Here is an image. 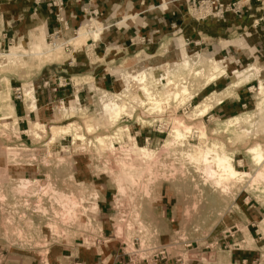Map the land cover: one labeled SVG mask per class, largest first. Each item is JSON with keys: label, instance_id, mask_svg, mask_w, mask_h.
<instances>
[{"label": "rangeland", "instance_id": "rangeland-1", "mask_svg": "<svg viewBox=\"0 0 264 264\" xmlns=\"http://www.w3.org/2000/svg\"><path fill=\"white\" fill-rule=\"evenodd\" d=\"M99 16L69 39L43 40L31 18L0 38V264H207L214 252L264 264V19L222 52L172 39L151 52L140 37L132 63L102 72L105 89L59 70L99 36ZM214 153L241 175L219 179Z\"/></svg>", "mask_w": 264, "mask_h": 264}, {"label": "crops", "instance_id": "crops-1", "mask_svg": "<svg viewBox=\"0 0 264 264\" xmlns=\"http://www.w3.org/2000/svg\"><path fill=\"white\" fill-rule=\"evenodd\" d=\"M52 1L55 0H0L2 42L13 39L14 31H19V27L24 25L27 18L37 23V36L41 33L43 40L55 36L56 33L61 39H69L85 15L91 19L92 16L95 18L100 15L97 20L103 23L104 29L98 39L93 41L87 36V49L81 54H73L70 61L60 65L59 70L65 75H78L84 70L105 89L114 88L115 81L110 79L109 75L102 78V72L115 64L132 63L139 53V47H142L137 43L140 37L150 39V47H143V50L149 49L151 52L155 45L160 48L163 43L168 44L165 41L170 39L173 43L182 42L184 50L187 42L188 46H213L222 52L233 48L229 44H235V38L239 37V34L260 32V29L252 30V24L256 23V19L260 21L259 17L264 19V13L263 16L256 14L257 6L252 5V0H220L222 4H235L239 7L240 15L226 13L222 20L205 21L192 18L186 10V0H60V8L52 7ZM261 8L264 10V5L261 7L260 4L259 9ZM219 41H223L221 45ZM170 52H173L174 56L177 55L176 47L171 48ZM150 56L151 61L157 58L154 53ZM134 65L136 63L130 66ZM64 91H58L57 94L62 93L63 96ZM19 114L20 118L24 117L22 110ZM213 258V262L207 264L240 263L236 253L225 256L214 252ZM163 264L174 263L170 261Z\"/></svg>", "mask_w": 264, "mask_h": 264}, {"label": "bare ground", "instance_id": "bare-ground-1", "mask_svg": "<svg viewBox=\"0 0 264 264\" xmlns=\"http://www.w3.org/2000/svg\"><path fill=\"white\" fill-rule=\"evenodd\" d=\"M99 31L100 30L97 29L95 32L92 33V34H94V40L93 41L97 40V36H98ZM32 55L37 57V56L41 55V53L40 52H34ZM186 65H187V63H186ZM259 90L262 91V93L264 92V88L262 86H260ZM180 93L184 94L185 93L184 89H182ZM27 110H28L27 112L33 110V103L27 108ZM104 111H106L107 113H110V114H108V116L111 115V113H113L112 115H114V118H116L118 116L117 113H119L121 111V107H119V106H117L115 104H109V105H107V106L104 107ZM107 113H106V115H107ZM236 121H237V118H235L234 120H232L231 122H229V124L235 123ZM186 131H187V129H186ZM188 131H189V129H188ZM62 132H64V131H62ZM74 137H75V139L77 141H83V136L81 135V133H80V131L78 129H75L74 130ZM173 138L175 140L182 139L183 138V134L180 131L175 130L174 137ZM203 147H204V149H199V154L202 155V156H207L209 153L213 152V149L216 146H213L211 144L210 147H205V146H203ZM133 148H135V147H133ZM135 149H137L139 152H142L143 151L142 149H138L137 147ZM215 149H214V151H215ZM250 151L253 153L254 159L259 162L260 152H258L257 149H252ZM212 163L214 164V166H216V168L218 169V171L221 173L220 176H219V179H223V180H227L228 178L229 179L230 178H233L234 179L236 176H238V175L240 176L241 175V174L237 173L232 168L233 166L230 163L229 157L227 158V157L223 156V154L222 155H219V154H215L214 153V157L212 158Z\"/></svg>", "mask_w": 264, "mask_h": 264}, {"label": "built area", "instance_id": "built-area-1", "mask_svg": "<svg viewBox=\"0 0 264 264\" xmlns=\"http://www.w3.org/2000/svg\"><path fill=\"white\" fill-rule=\"evenodd\" d=\"M52 7L60 8L61 1H52ZM187 11L191 14L192 18L196 21H204L211 18H216L217 20H222L224 14L232 13L235 15H240L239 7L235 4H222L218 0H186ZM139 41H137L138 43ZM65 84L57 85L56 88L64 87ZM56 88H52V92H55ZM74 104L78 106L77 98L74 96ZM76 102V103H75ZM27 117V114H25Z\"/></svg>", "mask_w": 264, "mask_h": 264}]
</instances>
